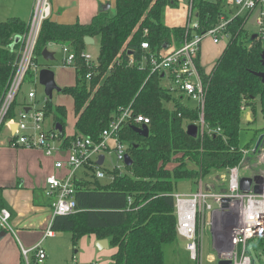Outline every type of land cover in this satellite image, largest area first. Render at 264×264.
Listing matches in <instances>:
<instances>
[{
    "label": "trees",
    "instance_id": "obj_1",
    "mask_svg": "<svg viewBox=\"0 0 264 264\" xmlns=\"http://www.w3.org/2000/svg\"><path fill=\"white\" fill-rule=\"evenodd\" d=\"M188 2L199 33L217 26L223 16L230 17L220 0ZM176 6L177 0H116L114 14L98 13L89 24H58L50 19L43 24L35 51L37 63L50 44L68 45L76 53V83L62 90L73 99L77 119L74 134L62 135L66 143L78 137L99 141L120 109L131 107L136 115L150 119L147 138L133 130L134 124L119 131L118 139L126 145L132 165L124 173L102 168L113 177L107 181L96 179L94 169H84L75 181L79 212L56 216L52 226L56 232L72 233L74 246L92 234L110 239L116 248L114 264H164V247L179 237L174 197L179 184L198 185L214 172L239 165L242 150L250 149L240 144L246 109L255 113L259 102L264 118V84L255 75L263 70L264 43L252 41L254 33L247 29L245 16L231 18L225 29L227 46L209 73L201 70L203 110L186 106L182 96L164 85L162 75L151 73L148 67L129 66L130 53L142 54L144 41L158 51L166 45L179 46L191 36L187 25H166L167 9ZM25 33L26 24L18 18L0 22V99L18 59L15 40ZM86 37L99 43L96 64H87L83 57ZM18 106L16 101L9 117ZM44 111L65 134L66 108L48 99ZM202 114L207 130L192 138L187 127L199 125ZM209 129L221 132L210 134ZM3 202L0 188L1 210Z\"/></svg>",
    "mask_w": 264,
    "mask_h": 264
},
{
    "label": "built area",
    "instance_id": "obj_2",
    "mask_svg": "<svg viewBox=\"0 0 264 264\" xmlns=\"http://www.w3.org/2000/svg\"><path fill=\"white\" fill-rule=\"evenodd\" d=\"M230 8L231 3L239 10L237 15L247 17L249 22L256 12H259L254 23L256 32L261 42L264 43V0H220ZM51 0H35L26 33L21 37L18 47V59L8 85L0 99V132L3 127L14 128L12 145L29 149H39L46 155H59L62 157L56 163L60 170H66L63 177L55 176L47 179L46 194L54 198L52 211L54 216H65L77 213L76 177L77 173L86 168L95 170V177L99 181L113 179L108 177L105 170L98 165L100 156H104V164L107 155H116L118 164L111 170L126 167L125 156L126 145L118 139L120 129L126 124H134L136 127L146 125L149 127L150 119L144 115H136L131 107L120 109L119 114L109 124L99 141L87 137H78L66 143L65 138L56 130V126L46 128V114L44 104L36 102V93L28 94L29 102L21 105L15 110V115L10 116L14 103L22 89L29 73H39L45 68L35 61V51L42 31L43 24L52 18ZM223 16L220 23L204 33H199V23L194 19V13L190 6L187 28L192 31L191 36L179 45L152 51L150 44L146 41L141 43L142 54L139 56L129 55V66L149 68L151 73L164 74V81L169 82L170 89L176 96L192 98L199 103L201 110L204 108L205 88L201 74L199 57L203 41L212 37L214 44H221L229 40L225 29L231 18ZM147 34V32H145ZM64 54L63 65L73 67L75 65L76 53L72 47L61 45ZM87 64H96V60L88 52L83 53ZM74 68V67H73ZM39 75V74H38ZM91 75H87L90 79ZM198 133L207 130L204 115L198 123ZM210 134H219L220 129L211 130ZM242 163L246 162L251 154L259 153V161L264 163V149L261 152L253 150H242ZM240 165V164H239ZM226 169L227 179L220 190H215L210 185L204 186L200 181L197 191L191 194H175L177 231L178 235L186 239V250L192 261L199 258L200 243L204 237L205 225H208L216 233V246L222 257H229L233 264H253V259L248 251L249 242L257 237L264 238V185L261 195L254 191L252 184L250 191L241 190V166ZM257 175L264 178V170ZM250 178L256 176L250 175ZM225 200H228L227 202ZM11 214L8 210H0V224L8 230H12L10 222ZM52 229H48L45 238L53 236ZM25 258L24 264H42L47 258V252L42 243L32 249H22ZM33 261V263H32ZM92 264H98L94 262Z\"/></svg>",
    "mask_w": 264,
    "mask_h": 264
},
{
    "label": "crops",
    "instance_id": "obj_3",
    "mask_svg": "<svg viewBox=\"0 0 264 264\" xmlns=\"http://www.w3.org/2000/svg\"><path fill=\"white\" fill-rule=\"evenodd\" d=\"M15 2L18 4V13L15 14L17 16L13 17L15 16L13 15L7 19H0V22L18 18L25 22L27 26L31 18L35 0H15ZM107 3L111 4L110 10H112L114 14V0H51L53 14L51 19L58 24H75L78 22L81 24H89L92 22L93 18L100 13L102 5ZM228 9L229 7H226L227 14L234 17L235 14H232V9L230 11ZM52 45L54 44H50L48 47ZM199 64L207 73L212 70H207L202 67L200 59ZM44 67L52 70L49 63ZM63 67L66 68L68 66L63 65ZM32 74L35 75L36 82H39V73H37V75L35 73ZM46 98L45 95L43 104L45 103ZM28 102L27 98L24 97L18 101L19 106L16 109L19 110L21 105ZM36 102L38 103L37 97ZM197 108L201 110V107L197 106ZM248 110L249 109H246L245 113ZM252 115L253 114L251 113L247 114V120L250 122L253 119ZM51 126H54L53 122H51ZM67 126L68 124L66 127ZM5 127H3L0 132V188L2 189L4 199V208H2V210L5 209L10 212L11 218L9 224L12 230H8L0 224V264H24L25 258L22 249H32L39 243H42L47 252V258L42 264H92L94 262H97L98 264H114L112 256L116 253V248L112 247L110 239H106L109 242V247L103 250H99L96 243L99 240L105 239H99L94 234L84 236L79 241L78 245L74 246L72 242V233L56 232L52 229L55 220L52 211L54 198L49 197L46 194L47 179L52 176L61 178L65 175L66 170H60L56 167V163L60 161L62 157L56 154L48 156L39 149L13 146L11 140L15 133V129L13 132L10 128L7 129ZM74 132L71 135L67 134L66 128L65 134L63 132L62 135L71 137ZM101 168L105 169L104 162ZM81 171H79L80 173H77V177L84 174L85 170ZM245 177L250 178L251 176L245 175ZM200 181L204 180L201 179ZM186 182L187 181H185V183ZM222 186L223 185H221V188ZM214 189L218 190L217 188ZM191 193L194 192L177 191V194ZM208 223L209 219L206 221L205 230L206 228H210L213 244L218 253L216 246V233ZM48 229H52L54 234L51 237L45 238V233Z\"/></svg>",
    "mask_w": 264,
    "mask_h": 264
},
{
    "label": "rangeland",
    "instance_id": "obj_4",
    "mask_svg": "<svg viewBox=\"0 0 264 264\" xmlns=\"http://www.w3.org/2000/svg\"><path fill=\"white\" fill-rule=\"evenodd\" d=\"M189 5L190 4L188 0H177L176 7L167 9V12L165 14V23L171 27L184 26L185 24L187 25V21H188L187 16L190 9ZM228 10L229 11L231 10V12L233 11L232 12L233 15L238 14L239 12L237 7H235L232 3ZM109 12L110 14H113L112 10H110ZM16 13H18V4L15 2V0H0L1 20L7 19L8 17L15 15ZM16 16L17 15L13 17ZM247 29L252 33H255L257 30L255 26H251V25H248ZM226 46H227L226 42L217 45L213 43L212 37L206 38L201 45V52L199 57V59L201 60V66L206 68L207 70H211ZM48 48L50 49V51L56 53L55 61L50 62L49 64L52 67V71H54L55 73L57 85L60 88L71 87L75 85L76 74L74 68L70 66L66 68L63 67L64 54L62 51V46L54 44ZM86 51L92 55L94 60H97L99 56V43L95 42L94 45L87 46ZM38 64L46 65L47 62H45L42 58H39ZM202 69L203 68H201L200 70ZM30 74L31 73H29L26 77L22 89L17 97V102L23 99L24 97L27 98V100L29 101L28 94L31 90H34L36 93L37 101L39 102V104H43L45 100L44 87L41 86L39 82H36L34 76H31ZM163 83L166 87L170 88L169 82L164 81ZM182 101L186 106L190 108H197V106L199 105V103L192 98L185 97ZM51 103L54 106L60 105L66 108L67 124H68V126L66 127L67 134L71 135L74 132V126L76 122L73 99L69 95H65L62 93L59 94L58 92H54ZM248 113L253 114L252 115L253 119L251 120V122L247 120ZM51 122L52 119L50 118L47 119L45 123L47 129L51 127ZM5 128L9 129L7 126ZM263 135H264V118L262 116V113L260 112V104L259 102H256V112L253 113L252 110L249 109L244 114L243 128L240 136V144L242 147L250 146V149L248 150H253L255 149V146L259 138ZM262 149H264V140L258 152H261ZM258 157H259V153H256L253 156V158H247L246 162L240 163L239 166H241L242 168L241 176L243 175L250 176L253 174L257 175L260 172H262V170H264V163L259 161ZM117 164L118 162L115 154L111 156L110 155L106 156L105 168H112L114 165ZM122 169L125 170V168L123 167ZM225 179H227L226 170L217 171L214 172L212 175L204 178L203 184L204 186L208 184L211 187L217 188L219 190V188H221V185L226 184ZM198 187L199 185L197 184L191 182H186V183L184 182L178 186V191L195 192L197 191ZM203 232H204V239L203 237L201 239L198 261L194 262L191 260L189 253L185 249L186 239L179 236L177 237V241L175 243L169 244L164 247V252H165L164 264H217L220 255L217 253L216 247L213 244L211 230L210 228H206V230H203ZM248 251L253 259V264H264V238L257 237L252 239L248 244Z\"/></svg>",
    "mask_w": 264,
    "mask_h": 264
},
{
    "label": "water",
    "instance_id": "obj_5",
    "mask_svg": "<svg viewBox=\"0 0 264 264\" xmlns=\"http://www.w3.org/2000/svg\"><path fill=\"white\" fill-rule=\"evenodd\" d=\"M110 9H111V4L107 3L105 5H102V7L100 8V13L109 12ZM258 14H259V12H256L254 17L251 19V21H250L251 26H254V23L257 19ZM257 38H258V35L254 34L252 36V41L256 40ZM20 41H21L20 37L16 38L15 44H19ZM85 44L87 46L94 45L95 40L91 37H86L85 38ZM165 48H167V46ZM130 54H132V53H130ZM42 58L47 63L53 62L56 59L55 58V52L50 51L48 48H46L42 52ZM261 61H262L263 70L261 72L255 73V75L257 77H259L261 79L262 83L264 84V52L262 54ZM38 77H39V84L44 87L45 95L50 101H52V99H53L54 92H58V93L62 92L63 88H60L57 85L55 73L50 68H42L39 71ZM162 78H165L164 74H162ZM11 130L14 132V128H11ZM56 130L59 131L60 135L63 134V128L60 125H57ZM133 130L136 133H138L140 136L145 137V138H147L150 134V129L146 125H142L141 127H134ZM198 131H199V128L197 125H189L187 127V134L192 138L198 137ZM263 140H264V135L259 138V140L255 146L256 151L259 150L260 146L262 145ZM103 162H104V156L101 155L99 162H98V165L102 166ZM125 163L127 166H131L133 163L131 157L128 154L125 156ZM252 184H255V187H254L255 193L258 195H261L262 191H263L264 178L261 175H256L253 178H249V177L243 178L241 180V190L243 192L250 191ZM225 201L227 202L228 200H225ZM96 246L99 250L107 249L109 247V242L106 239L105 240H99L96 243ZM217 264H233V263L229 257L219 256V261Z\"/></svg>",
    "mask_w": 264,
    "mask_h": 264
}]
</instances>
